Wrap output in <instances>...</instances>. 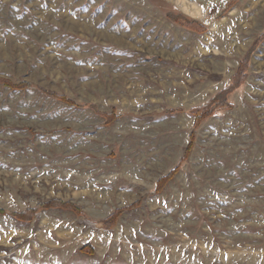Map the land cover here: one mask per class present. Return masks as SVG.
I'll use <instances>...</instances> for the list:
<instances>
[{
	"label": "rangeland",
	"instance_id": "1",
	"mask_svg": "<svg viewBox=\"0 0 264 264\" xmlns=\"http://www.w3.org/2000/svg\"><path fill=\"white\" fill-rule=\"evenodd\" d=\"M0 80V264H264V0H0Z\"/></svg>",
	"mask_w": 264,
	"mask_h": 264
},
{
	"label": "trees",
	"instance_id": "2",
	"mask_svg": "<svg viewBox=\"0 0 264 264\" xmlns=\"http://www.w3.org/2000/svg\"><path fill=\"white\" fill-rule=\"evenodd\" d=\"M185 26L195 30L196 32H202L204 30V28L198 24V22L196 21H191L190 23L185 22ZM246 62L247 59H245L241 64L240 67L238 69V72L236 73L235 77H234V81L232 83V85L230 86V88L226 91V92H222L218 98L214 101H212V104H208L205 107L202 108H196L190 111L191 115H193L195 117V125H198L200 123V121H202L203 119H205L206 117H208L209 115H211L214 111V108L212 105H214V103H218L220 102V100L223 102L225 95L227 92H229L231 89L237 88L243 81V77H244V68L246 67ZM0 84L2 86H6L12 90H25L31 87L30 84L28 83H22V84H12L9 81H4V80H0ZM47 95H49L50 97L56 99V100H60L62 102H65L66 104L73 106V107H79L76 104H74L72 101L66 99L63 96H57L55 93H46ZM102 116L104 117V125H111L113 124L117 119L118 116L115 114V111H111L109 114H102ZM192 144L193 141L190 140L188 147L185 149L184 151V156L183 159H185L188 155V153L190 152L191 148H192ZM177 169L171 171L168 175H166L165 177L161 178L156 185V191L160 192L164 186L173 178L174 174L176 173ZM138 204L134 203L131 206L128 207H123V208H119L116 209L111 215L110 217H108L106 220L100 221L99 223L102 225L103 228L105 229H111L117 222V220L119 219V217L125 213H128L130 211H132L134 208H137ZM47 210H59V211H70L72 213H74L75 215H82L81 209L75 205H73L72 203H68V202H64L58 199H52L49 200L45 203H42L40 205H38L36 208L33 209H27L23 212H20L18 214H9L16 222H18V224H28L30 223L34 218H38L41 214V211H47ZM6 214L4 211L0 210V215ZM86 222H88L86 220ZM90 223V222H88ZM80 252H83L87 255H92L94 254L93 248L91 247L90 244H86L85 246H83L80 250Z\"/></svg>",
	"mask_w": 264,
	"mask_h": 264
}]
</instances>
